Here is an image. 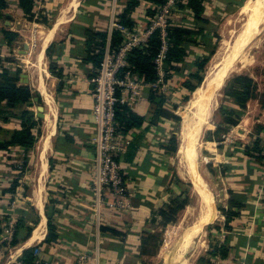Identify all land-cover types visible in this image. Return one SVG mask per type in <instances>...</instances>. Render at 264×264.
Instances as JSON below:
<instances>
[{"label":"crops","instance_id":"crops-1","mask_svg":"<svg viewBox=\"0 0 264 264\" xmlns=\"http://www.w3.org/2000/svg\"><path fill=\"white\" fill-rule=\"evenodd\" d=\"M6 1L8 5L0 8V71L4 67L13 72L21 69L19 82L32 87L35 96L41 100L39 104L34 99L37 103L34 110L37 119L42 122L32 150L27 152L20 146L0 149V264H15L25 250L35 246L42 250L43 259L57 260L62 264H78L82 254L89 257L83 264H158L163 246L145 252L142 244L147 234L158 236V245L166 242L167 238L175 237L162 264H199L201 257H209L214 244L209 239L215 236L214 233L217 234L215 244H226L230 248L229 256L221 264H264V183L257 179L260 171L256 168L242 166L239 173L223 174L225 188L220 193L218 209L214 206L212 194V200L206 198L204 201L207 215L205 220L201 219L204 209L201 199L200 213L188 229L181 232V238H177L180 236H177V228L192 218L191 213H187L185 218V210L191 204L179 212L175 222L167 226L152 222V212L181 193L177 191L176 183L183 179L168 170L172 155L167 153L166 147L172 137L169 130L174 120L161 118L151 122L155 108L149 100L151 88H145L142 100L130 106L145 117L143 124L128 132L118 131L125 149L117 154V158L129 187L131 207L124 212L104 208L99 215L94 209L93 138L96 125L92 115V78L95 67L88 59L87 31L107 32V50L113 32L110 31L111 23L120 20L119 15L124 11L127 0H38L36 17L45 18L47 22L28 20L19 0ZM215 2L218 1L206 0L204 3V15L210 20L219 9ZM150 6L153 7L148 0H140V5L130 13L135 27L144 28L148 24L146 12ZM173 19L177 24L197 29L187 10H176ZM7 32L16 36L5 35ZM203 48L201 43L187 45L188 55L180 64L181 70L172 74L171 93L165 95V107L171 109L169 104L173 98L185 93L178 86L185 75L196 70L195 61L205 56ZM51 61L56 65L55 72L50 69ZM24 79L28 82L24 83ZM38 105L44 106L41 117L37 115ZM0 124L3 127L0 142L9 140L12 132L20 127L16 118L1 121ZM202 126L199 130L203 129ZM194 132L185 139L183 150L188 163L194 164L200 175L197 145L195 147L194 144L195 140L198 143L197 138L202 131L197 135ZM190 142L193 150L187 158L185 149ZM25 155L28 156V163L20 177L17 192H8L6 190L12 179L19 175L16 164L21 165ZM196 187L204 200L205 191H201L197 184ZM46 197L49 201L55 200L51 218L59 235V239L51 243L44 241L49 219ZM231 198L245 203L246 207L239 217L230 222L231 227L226 228V216L219 207H227ZM30 199L37 217H32L28 211ZM211 201L213 204L209 209ZM12 202H15V207H12ZM11 214H18V219L24 217L25 226L32 224L33 230L29 234L26 228H22L20 241L8 249L2 235ZM35 220H38L36 224ZM213 225L216 226L211 228ZM104 228L115 229L119 235Z\"/></svg>","mask_w":264,"mask_h":264},{"label":"trees","instance_id":"trees-1","mask_svg":"<svg viewBox=\"0 0 264 264\" xmlns=\"http://www.w3.org/2000/svg\"><path fill=\"white\" fill-rule=\"evenodd\" d=\"M38 0H19V5L22 8L25 16L28 20H40L47 22V20L36 17L37 11H35L36 2ZM151 2L153 7L147 8V16L149 22L145 26L151 24L152 19L155 17L158 6L165 3L166 0H148ZM206 0H177L176 10L188 11L193 17V21L197 24L196 27H187L184 25L177 24L173 17L169 19L167 26L166 43L167 50L164 58V80L170 83L172 74L176 71L181 70V63L185 60L188 55L187 45L190 43H197V38L200 35L203 38V42H208L209 35L206 32V25L210 23V19L204 15ZM8 5L6 0H0V8H5ZM140 5V0H127V5L124 11L119 15L120 22L128 27H135L134 22L130 19V13ZM5 35H11L15 37L13 33H5ZM124 34L118 29H114L110 38L109 50L111 53L116 52L124 42ZM210 40V39H209ZM108 41V34L105 31H87V47H88V59L91 60L95 67L96 74L100 68L104 58ZM202 43V44H204ZM162 38L159 29H155L146 45L142 47L133 48L127 56L128 68L134 73L140 76L142 81L147 83L155 82L159 79V73L157 63L155 62L160 50L162 48ZM214 51L212 52V54ZM211 54V55H212ZM210 61V57L207 55L199 57L195 61L194 71H190L185 75L178 87L185 90V93L181 95V99L184 102H188L191 98V94L195 93L196 90L202 84L205 78L206 67ZM50 69L52 72L56 71V65L53 61L50 63ZM21 69H17L15 72L4 67L0 71V122L9 121L11 118H16L20 122V127L16 128L9 140L0 142V149H9L11 146H20L25 151H30L35 147L38 140L40 130L38 127L41 125L42 120L37 119L36 114L29 107L34 103V97L36 92L27 84L19 82V74ZM225 86L224 95L230 98L234 104V107L228 105H220L219 113L221 121L216 124L214 131H208L210 136H206L207 140H218L221 141L222 135L228 133L231 129L236 127L240 121L243 111L247 108V103L254 98L257 85L255 79L247 74H237L232 79L227 80ZM192 94V95H193ZM149 100L154 105L153 115L151 122H156L157 119L166 118L174 121H180L181 117L177 115L174 110L164 106L167 102V97L160 93L157 89L152 88L150 90ZM159 100V101H158ZM37 103L41 104V100L38 99ZM177 105H174L176 108ZM19 110V111H16ZM116 119L118 121L117 130L120 132H128L134 127H139L143 124L145 117L139 115L133 108L126 104L116 105ZM0 124V130L2 129ZM256 130L252 134L253 140L251 143L244 145L243 152L250 157L263 162L264 155L262 154L264 148V124H257ZM221 146V145H219ZM178 148V142L176 136L172 135L169 140V144L166 147V151L169 155H174ZM28 163V156H24V161L21 165H17L19 175L12 179L10 187L6 191L16 193L17 188L20 185V177L25 172L26 165ZM211 172H214V164L208 163ZM15 167V166H14ZM226 172L224 169L221 171L222 174ZM125 178V176H124ZM178 182H182L180 179ZM264 192V186H263ZM54 199L50 202L53 204ZM191 203L190 194L188 192H181L177 196L173 197L169 203L163 205L159 209L152 212V222L158 223L159 225L167 226L177 220L179 212L184 210L187 205ZM246 207L245 203H242L234 198L229 199L227 207H219V210L226 216L225 227L230 228V222L241 215V210ZM38 220L34 221V224ZM26 219L19 217L15 222V236L12 244L16 245L20 241V230L26 228L30 234L33 230V226H25ZM110 230L113 234L119 235V232L115 229ZM59 239L57 233V226L53 221V218L48 219V233L45 238V242L51 243ZM158 236L147 234L142 246L145 252L155 249L158 246ZM7 247V246H6ZM33 249L25 250L23 255L19 258L23 262L28 264L33 263ZM230 248L226 244H215L212 245V249L209 252V257H201L199 264H210L212 256L218 254L224 260L229 256Z\"/></svg>","mask_w":264,"mask_h":264},{"label":"rangeland","instance_id":"rangeland-1","mask_svg":"<svg viewBox=\"0 0 264 264\" xmlns=\"http://www.w3.org/2000/svg\"><path fill=\"white\" fill-rule=\"evenodd\" d=\"M218 2H215L217 7L219 9L217 13L213 15V18L210 20V23L206 25V32H208L209 39L208 42L204 43L203 38L200 37V35L197 38V43L203 45V49H205L202 54L207 55L210 57V61L206 67L205 71V77L207 79L208 77V71L209 67L211 66V63L213 62L214 58L216 57V54L219 50V47L224 44H228L232 42V40L235 38L238 31L241 29V27L244 24V21L250 16L249 14V6L252 1L254 0H217ZM214 2V1H213ZM213 7V6H212ZM257 40H259L248 52L244 67L237 72L233 73L227 80L232 79L237 74H247L252 76L255 79L256 85H257V91L252 98L251 101H249V107L243 111V114L241 116L240 123L234 127L232 130H230L225 135H222L221 141L216 140H207L208 138L206 136H210L208 134V131H214L216 128V124L221 121V116L219 113V107L220 105H228L229 107H234V102L226 97L224 95L225 86L227 85V82L223 85L222 89L218 92L217 96V104L215 109H213L212 114L210 118L208 119L207 123L202 126L203 129H201L200 132L201 135L198 138V143L195 144V147L197 145V169L200 173V175L203 177L207 187L211 190L213 197L215 199L214 206L218 209L219 199L221 198L220 193L223 192V189L225 188L224 185V176L221 173L223 169L228 172V174L231 173H239L242 166L249 167L250 169H258L260 173L258 174V180L262 181V184L264 183V164L263 162H259L258 160L250 159L244 152H243V146L251 143L253 140V133L256 130V125L258 123H264V32L258 36ZM228 42V43H227ZM214 53L212 54V52ZM212 54V55H211ZM247 62V63H246ZM246 64V65H245ZM226 80V81H227ZM193 94V93H192ZM191 94V98L188 102H184L181 97L173 98L171 104H169L170 108L173 109L180 117V121H174L172 122V126L170 127L169 132L172 135L176 136V140L178 142V148L177 151L172 157H169V161L171 164H169V173H175L176 176L178 175L183 179L182 182H177V191L179 192H188L190 194L191 198V205L190 207L186 208V215L185 218L191 213L192 218H188V220L183 224L182 227L178 226V233L177 237L178 239L181 238V232H185L186 229L192 224V222L195 219V216L200 213L201 208V199L203 200V197L200 196L199 190L196 187L195 183H191L190 179L188 177H184L182 175L181 171L185 168L183 163L181 162V159L178 155L179 147L181 143V122L183 121V111H185V107L191 103V100H193V95ZM193 96V97H192ZM37 103L34 102L32 106L29 108L35 112ZM174 105H177L176 108H174ZM35 109V110H34ZM19 111V110H16ZM210 122V123H208ZM199 130L197 131V133ZM199 134V133H198ZM170 140V139H169ZM221 145V146H219ZM242 146V148H241ZM193 145L191 142L186 146V155L187 158H190V153H192ZM251 160H249V159ZM23 161L21 160L20 163ZM212 162L214 164V172H211L208 163ZM194 165V164H193ZM195 166V165H194ZM224 172V174L226 173ZM199 193V194H198ZM47 205L52 204L48 197H46ZM32 204V200L30 199V206ZM47 209H45L46 211ZM30 211L32 217H37V211L33 206L30 207L28 210ZM15 219H18V214H13ZM184 218V219H185ZM32 226V224H31ZM216 225L211 226V228H214ZM179 229H182L179 231ZM212 230V229H209ZM215 236H213L212 239H209L210 242L214 243L212 245H215V242L217 241L216 233H214ZM173 237V236H172ZM171 239H166V242H163L161 245H158L162 247L163 251V257L159 258V263H163L164 257L169 253V250L172 246V241H175V237ZM164 241V240H163ZM155 250V249H154ZM171 252V251H170ZM153 264V263H152Z\"/></svg>","mask_w":264,"mask_h":264},{"label":"built area","instance_id":"built-area-1","mask_svg":"<svg viewBox=\"0 0 264 264\" xmlns=\"http://www.w3.org/2000/svg\"><path fill=\"white\" fill-rule=\"evenodd\" d=\"M177 0H166L158 6V11L147 27H128L113 20L110 31L120 30L124 34V42L120 48L111 53L109 48L105 51L100 68L92 78L93 83V107L92 115L96 125V134L93 138L95 145V160L93 165L92 188L94 192L93 206L97 214H101L104 208L115 212H124L130 209L129 187L124 178L122 165L117 158L119 152L124 151L125 146L117 130L116 105L126 104L133 106L138 104L143 97L145 88L157 89L164 95L171 93L170 83L164 80V58L167 50L166 35L169 19L173 17ZM159 29L163 41L162 48L155 62L157 63L159 79L147 83L140 76L128 68V53L135 47L146 45L152 32ZM264 155V148L262 151ZM264 164V159H263ZM264 167V166H263ZM15 207V202H12ZM14 215L7 218L3 230L2 240L8 249L13 248L15 236ZM89 257L82 254L78 264H83ZM222 257L218 254L212 256L210 264H221ZM15 264H28L20 259ZM32 264H62L57 260L43 259V252L39 246L33 249Z\"/></svg>","mask_w":264,"mask_h":264},{"label":"bare ground","instance_id":"bare-ground-1","mask_svg":"<svg viewBox=\"0 0 264 264\" xmlns=\"http://www.w3.org/2000/svg\"><path fill=\"white\" fill-rule=\"evenodd\" d=\"M248 8L250 16L244 21L243 26L232 42H227L228 44L219 47L216 57L211 63L207 79H205L203 86L194 95L191 103L184 108L185 111H183L182 114L181 143L179 144L180 149L178 155L185 168L181 173L184 177H188L191 181H194L201 191H205L204 201L206 198L210 200L213 199L212 192L207 187L204 179L197 173L195 166L189 164V161L186 160L183 150L184 142L191 132L193 133L195 131L194 134L197 135V131L201 126L207 123L206 120L209 114L216 107L218 92L222 89L226 80L244 65L248 52H250L251 48L259 41L257 40L258 36L264 32V0H254ZM40 57H42L41 52ZM196 143L195 140V144ZM209 204L210 209L213 201ZM205 205L207 204L204 203V209L201 212L202 217H200L203 220H205L207 215V206ZM195 232H197V230H195ZM41 233H43V230H41ZM186 239H188V237Z\"/></svg>","mask_w":264,"mask_h":264},{"label":"water","instance_id":"water-1","mask_svg":"<svg viewBox=\"0 0 264 264\" xmlns=\"http://www.w3.org/2000/svg\"><path fill=\"white\" fill-rule=\"evenodd\" d=\"M205 79H206V77L204 78V80H203V82H202V85H203V83L205 82ZM23 82H24V83H27L28 81H27V79H24ZM34 99H35L36 101H38L39 97H38V96H35ZM38 110H39V112L37 113V115L40 116V117L43 116L42 111L44 110V106H43V105H38ZM53 210H54V206H53L52 204H51V205L49 204V205H48V212H47V216H48V218H51V217H52V215H53ZM26 237H28V234H26Z\"/></svg>","mask_w":264,"mask_h":264}]
</instances>
